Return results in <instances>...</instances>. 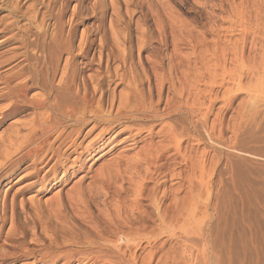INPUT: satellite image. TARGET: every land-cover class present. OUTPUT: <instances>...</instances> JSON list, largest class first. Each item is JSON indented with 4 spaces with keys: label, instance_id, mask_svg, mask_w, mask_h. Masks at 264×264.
Wrapping results in <instances>:
<instances>
[{
    "label": "rangeland",
    "instance_id": "obj_1",
    "mask_svg": "<svg viewBox=\"0 0 264 264\" xmlns=\"http://www.w3.org/2000/svg\"><path fill=\"white\" fill-rule=\"evenodd\" d=\"M110 1L0 0V30L7 23L9 24L12 19V21L18 23H16V26L20 29L16 28L7 32L4 35L5 41L0 44V82L4 79V75L10 76L13 72H17L20 69L19 67L25 66V64L19 62V53L21 52L19 49L21 46H19L21 44L19 37L21 39V36L24 35L22 29L25 26L27 28L26 18L30 13L36 14L39 23H42L43 16L47 15L44 18V22H46L47 26L49 25L47 35H50V32H53V27H51L53 17L57 12L63 10L64 25L62 24V26L64 27V32L67 34L69 30L70 35L74 39L73 55H77H74V59H76L75 62L77 63L78 81H80L81 77H84L88 82L90 76H95L93 77L94 80L98 76H104L103 92L105 93V102L103 105H105L106 109L109 106L106 102L109 99V95L111 97L112 94L118 95L122 94V92L125 94V91H127L125 84L119 83L120 76L126 75L128 79L135 76L133 80H136V76H139L137 80L141 82L139 86H142L141 89L143 88V90L155 84L152 73L160 76V74L169 73L170 71V73L176 75V79L181 81L182 74L186 70L185 65H187L184 56L190 52L193 53L190 58V65L195 79L197 127L200 126L201 128L200 130L198 127L200 144L197 145L198 148H195L199 155H204L205 159L202 187L200 189L201 201L202 203L205 202L203 203L205 205L207 203L206 200L209 198L211 205L208 207L210 209L209 216L213 214L212 210L215 207L218 208L215 209L216 216L218 219L220 217L219 220L224 222L223 226L220 224L221 221L218 222L219 229L222 231L224 238L228 236L233 239L235 264H238L240 259L243 264H247V261H250V252L243 255L239 239L252 235L251 238L252 240L255 239V242L264 240V214L258 217L253 211L254 207L256 209L258 208L256 206L264 204V0H247V2H242L241 0H115L119 3V9L117 11L115 9L116 13L112 10ZM14 5L17 6L15 7V9L17 8V12H15L16 18L12 15L14 11L12 7ZM49 7L53 8L50 9ZM58 7L61 9L59 10ZM168 14L174 16L177 31L190 33L188 36L189 41H187L189 45L186 46L184 38L180 37L177 32L179 38L177 52L179 54L177 53L175 56H171L173 53L171 54L172 47L169 44V29H167L170 24ZM41 18L42 21H40ZM111 24L114 25L112 26ZM13 35L17 36L11 39L10 37ZM142 37H145L142 42L148 43L145 44L147 45L146 48L142 47L140 51L137 49V45L140 48ZM100 41L101 43L105 41L102 51L104 53V61L98 67L94 65L90 72L84 71L80 67L84 62L83 57L78 53L80 43L84 44L85 42L83 47L87 51L89 50V57L95 52V57H97ZM89 43L90 45H87ZM119 43H122L123 49L126 47L124 54H120L122 52L117 48ZM115 44L116 46H114ZM108 50L114 52L110 54ZM118 53L121 56V59L120 57L119 59L125 62H121L117 58L119 56ZM107 55H111L108 57V61ZM122 55H125L128 59H123ZM111 57L116 58L112 59ZM138 57L141 58L139 59ZM9 59L11 60L6 63V60ZM106 61L108 64L105 63ZM62 63L63 61L60 67H62ZM155 63L156 65L161 63L162 68L153 67V69L151 66ZM260 67L261 69H259ZM151 69L158 73L154 71L151 73ZM143 74L151 78L149 79L151 83L146 81ZM165 86L166 88L168 87L166 84ZM90 90V92H93L92 88ZM166 91L168 90L165 89L163 95L165 97L161 108L164 106L166 99L169 98L171 102L172 95H167ZM33 92L35 93V91H32L30 95H33ZM184 93H182L183 97H185ZM99 96V93L95 94V100ZM7 104V101H0V113ZM32 115L33 112L28 110L4 119L0 124V137L2 138L4 134V137L8 136L17 127L18 130H22L21 134H24L26 130L24 129L23 131L22 127L26 123L25 119L29 121ZM22 122L24 123L21 124ZM94 134L96 132L84 139V145L88 141L90 142ZM120 138L121 136L113 142L115 145L114 149L102 160L95 164L85 162L80 165L75 173L70 174L71 172H69L66 180L58 177L59 179L43 190L40 195L35 193L39 185V178L25 177L22 181L17 182L23 175L29 173L28 170L19 171L10 180H4V183L0 185V227L3 224L2 222L5 221L4 226L0 228V258L2 259V256L8 255L9 257L5 256L4 258V260L7 258L5 260L6 264H27V261H20L17 259L18 255L14 254V251H22L21 249L24 247L36 250L43 245H45L44 247H54V243L62 244L65 241H73V239H77L81 243L83 241H92L95 235L92 234L91 227L96 225L97 228L104 226L105 229L106 226L111 228L110 223L117 222L118 217L123 220L131 215L128 213L130 210L127 209H129L130 203H134L136 199H134V189L131 185L135 184L138 179L136 175H134L135 177L132 175L133 171L125 172L128 168H125L124 165H121L119 169L115 168V162L113 163V161L119 160L121 155L124 157L123 161L127 160V158H132V155L137 152V149L143 143L136 149L126 151L122 150L123 145L118 144ZM154 139L156 143L158 138ZM212 139L213 141H211ZM1 144L0 142V146ZM189 145L192 144H188L187 141L183 144V147L189 148ZM0 155H2V152ZM115 155L117 158H115ZM170 162L167 165L169 170L173 169L171 166H174ZM90 163L92 164L91 167ZM107 165L110 167L108 171L111 169L113 173L110 170L105 174L106 171L104 172L103 170H105ZM175 169L178 171L177 168ZM118 170H120V173ZM43 171L40 173L41 176ZM108 173H110L109 177H107ZM210 173L212 174V180L211 178L207 179L211 175ZM59 174L61 175V173ZM128 174L132 176L131 180L136 181L128 180L130 177ZM98 177L102 179L100 180ZM36 181L38 183L33 185L34 187L31 186L30 190H24L22 193L15 195L18 188ZM127 181H130L131 185ZM207 182L211 183H209V193H207ZM176 183L177 181H169L164 187L169 186L172 188L176 186ZM151 184L147 186L148 189L152 188ZM6 186L10 187L7 191ZM181 191L176 196L178 199L186 195L185 189ZM160 195L161 192L157 191L156 197L159 198ZM145 197L144 195L143 206H146L148 201ZM57 199L59 202H56ZM22 201L23 206L20 203ZM168 201L166 200L164 205H168L170 203ZM248 201L252 204L250 209L248 208L249 205H246ZM117 206L120 208L118 213H116ZM263 206L262 208L264 209ZM123 207L127 208L125 209L127 212H125ZM124 215L127 216L125 217ZM209 216L205 215L202 217L201 223L202 225L208 224L213 227L217 223ZM110 219L113 221L111 222ZM12 220L23 232V238L14 237L11 239L8 237L7 229L13 223ZM140 224L142 225V222H139L137 226H140ZM33 227H35V232ZM52 237L53 239H51ZM190 238L193 243L197 242V239ZM64 239L65 241L63 242ZM159 240H161L158 241L159 243L163 241L162 238ZM223 242L227 243L226 240H223ZM19 247L21 249H18ZM262 248L264 249V243ZM176 249V241L168 240L165 248L159 252L158 258H162L165 252L172 254Z\"/></svg>",
    "mask_w": 264,
    "mask_h": 264
},
{
    "label": "bare ground",
    "instance_id": "obj_2",
    "mask_svg": "<svg viewBox=\"0 0 264 264\" xmlns=\"http://www.w3.org/2000/svg\"><path fill=\"white\" fill-rule=\"evenodd\" d=\"M241 1L247 2V0ZM110 2L112 10L115 12L116 9L117 11L119 3L115 0H111ZM16 5L12 7L14 9V14L12 13V15L15 18V12H17V8L15 9ZM46 16L43 17L45 18ZM62 16L63 10H60L53 17V24L51 25L53 32L47 35L49 25L47 26L46 22H44V18V23H39L36 14L30 13L26 18L27 28L26 26L24 27L26 29L21 28L24 31L22 32L24 35L21 36V39L19 37L21 41V44H19V46L21 45L19 47L21 51L19 53V62L25 64V66L19 67L20 69L17 72L15 71L16 73L13 72V75L2 76L4 79L0 82V101H7L8 104L7 106L5 105L6 107L0 113V124L4 119L18 115L24 111H32L33 115L30 120L27 118L29 121L25 119L26 123H21H24V126L22 125L23 131L24 129L26 130L24 134H21L22 130H18L17 127L8 136L4 137V134L2 135L4 138L0 137V142L2 143V147L0 146V153L2 152V155H0V161H2L0 163V185L4 183V180H10L19 171L28 170L29 173L23 175L17 182L22 181L25 177H30L39 178V183L36 181L24 185L18 188L15 195L22 193L24 190H30L31 186L37 183L39 185L35 193L40 195L49 185L55 183L59 179L58 177L66 180L69 172H71L70 174L75 173L80 165L85 162L95 164L102 160L114 149L115 145L113 142L121 136L118 144L123 145L122 150L136 149L143 143L138 148L139 150L137 149V152L132 155L133 157L131 156L132 158H127V160L123 161L124 157L121 155L119 160L115 159L117 162L113 161V163L115 162V168L119 169L121 165H124L125 168L131 169H127L125 172L133 171V173H130L133 176L136 175L138 181L135 184L131 185L130 181L127 182L134 189V191L132 190L135 196L134 199L136 198L137 200L135 199L134 203H130L129 209L123 207L124 210H130L128 212L129 215L131 214L130 216L126 215L127 218L123 220L117 216L118 221L114 223L110 219L113 223H110L111 228L106 226L105 229L104 226L102 229L97 228L96 225L91 227L92 234L95 235L92 241H83L81 243L77 239H73V241H65L64 239L63 242H65L62 244L54 243V247H44L45 245H43L40 248L36 247V250L27 247L21 249L20 246L18 249L22 251H14V254L18 255L17 259L20 261L25 260L28 262L27 264H235L233 239L228 236L224 238L222 231L219 229L218 222L221 221V225L224 222L219 220L220 217L218 219L216 216L215 209L218 208H214L213 206V214L209 216L210 209L208 207L211 206L209 198L206 200L207 203L205 205H203L205 202L202 203L201 201L200 189L202 187L205 159L204 155H199L196 149L198 148L197 145L200 144L198 130H201V128L200 126H198L199 129L197 127L195 79L190 65V58L193 53L190 52L184 56L187 65H185L186 70L182 74L181 81L180 79H176V75L170 73V71L158 76L152 73L155 70L152 71L151 69V75H153L155 84L152 87L148 86L147 91L143 90V88L141 89L142 86H139L141 85V82L137 80L139 76H136V80H133L135 76L131 78L129 76L130 79H128V76H120V74L121 79L119 78V83H124L127 91H125V94L122 92V94L118 95L112 94L111 97L109 95V99L106 101L109 106L106 105V109L105 105H103L105 102V93L103 92V85L105 84L104 76H98L95 80L93 78L95 76H90L92 78L88 76L90 79L88 82L84 77H81L80 81H78L77 63L75 62L76 59H74L75 54L73 55L74 39L70 35L69 30L67 34L64 32L65 30L62 26L64 19ZM12 20L0 30V44L5 41L4 35L7 32L17 28V22ZM40 21H42V18ZM168 21L170 23L167 27L169 29V44L173 51H171V54L173 53L171 56H175L178 53V33L180 37L184 38L186 46L189 45L187 41H189L188 36L190 33L177 31L173 15L168 14ZM13 36L10 38L14 39L17 35ZM143 38L145 37L141 38V42ZM81 41L83 40L81 39ZM85 42L84 44L81 42L82 44L80 43L78 48L79 55L84 59V62L80 63V67L84 71L90 72L94 65L98 67L104 61V53L102 51L105 41L103 43L100 41L97 57H95L96 52L92 53L89 57V50L87 51L83 47L85 46ZM90 43L87 45H90ZM146 43L148 42H142L140 48L137 45V49L141 51L142 47L146 48ZM119 44L117 48L121 50H119L122 52L120 54H124L126 47L123 49L124 46ZM113 52L111 51L110 54ZM110 56L107 55V61ZM119 57L121 59L120 55L117 58L119 59ZM122 57L123 59H128L125 55H122ZM114 58L116 57L112 59ZM138 58L140 59L141 57ZM10 60H6V63ZM62 61V67H60ZM152 65V68H162L161 63ZM145 75L143 74V76ZM145 78L148 83H151L149 80L151 78L146 76ZM165 84L168 86L167 88ZM91 88L93 92H90ZM165 89L168 90L166 91L167 95H172V98L170 97L171 102L169 98L166 99L164 106L161 108L163 98L165 97H163ZM32 91H35V93L33 92L34 94L30 95ZM97 93L100 96L95 100L94 96ZM182 93L185 94V97H183ZM87 127L89 128L87 129ZM85 129L87 130L85 131ZM93 132H96L93 135L94 137L84 145V139L91 136ZM154 138H158V142L156 141L155 143ZM187 141L188 144H192L189 145V148L183 147V144ZM115 158H117L116 155ZM169 161L175 166H171L173 169L170 170L167 168ZM108 166L103 170L104 172L106 171L105 174L111 170L108 171L110 168ZM124 167L121 168L124 169ZM174 168H177L178 171L174 170ZM42 171L43 175L41 176L40 173ZM118 171L120 173V170ZM102 174L104 173L102 172ZM109 174L106 176L109 177ZM119 175L121 176V174ZM130 178L132 176L128 180ZM210 178L212 180V174L207 179ZM95 181L97 180L95 179ZM169 181H177L176 186H174L175 188L164 187ZM209 183L207 182V193L210 192ZM149 184L152 185L150 189L147 188ZM6 187L7 191L10 187ZM182 189L186 190V195L178 199L176 196L182 192ZM157 191L161 192L159 198L156 197ZM144 195L148 200L146 206L142 205ZM168 199L170 200L168 201ZM166 200L170 202L168 205H164ZM250 201L246 202V205H249V209L252 205ZM56 202H59L58 199ZM20 203L23 206V201ZM123 204L125 205V203ZM262 206H256L258 207L256 209L254 207L253 211H255L258 217L264 214ZM119 209H115L116 213L120 211ZM205 215L214 219L217 224L213 227L208 224L202 225L201 219ZM139 222H142V225L137 226ZM2 223L1 227L4 226L5 221ZM15 224L13 221L7 229L8 237L11 239L14 237L23 238V232ZM33 228L35 232V227ZM251 236L239 239L243 255L250 252V261H247V264H264V249L262 248L264 240H261V244L260 241L255 242V239L252 240ZM190 237L197 239V242L193 243ZM161 238L163 241L159 243L158 241H161L159 240ZM168 240L176 241V251L172 254L165 252L162 258H158L159 252L165 248ZM223 240H226L228 244L224 243ZM143 253L144 255H142ZM5 256H2V259L0 258V264L7 263H5L7 258L4 260ZM238 264H243L241 259L238 261Z\"/></svg>",
    "mask_w": 264,
    "mask_h": 264
}]
</instances>
